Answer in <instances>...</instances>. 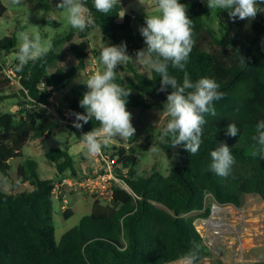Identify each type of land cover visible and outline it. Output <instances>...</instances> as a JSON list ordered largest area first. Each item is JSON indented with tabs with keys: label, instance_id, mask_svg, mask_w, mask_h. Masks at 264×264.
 <instances>
[{
	"label": "trees",
	"instance_id": "trees-1",
	"mask_svg": "<svg viewBox=\"0 0 264 264\" xmlns=\"http://www.w3.org/2000/svg\"><path fill=\"white\" fill-rule=\"evenodd\" d=\"M41 1L45 8H50V0ZM180 2L189 6L195 40L185 70L193 82L202 77L216 80L225 94L214 102L216 116H206L208 123L199 151L190 155L183 146L176 148L181 165L165 177L158 173L137 175L139 159L119 148L113 157H119L117 163L127 168L129 174L123 168H117L115 174L125 180L131 191L114 188L115 206L95 200L90 214L66 231L59 243L55 239L54 181L41 178L32 161L18 164L16 182H28L32 190L0 192V264H171L182 260L192 250L193 242L199 246L198 263L209 256V248L198 229L200 221L211 216L209 203L240 207L246 195H257L264 203V158L253 155L256 141L252 139L257 122L264 120V15L259 13L253 21L232 22L226 12L218 10L217 33L210 25L211 11L204 0ZM125 6L126 2L118 3L105 15L95 10L93 0H87L96 28L113 44L126 42L128 53L134 56L146 45L139 28H133L130 15H124L120 21ZM7 11L0 0V20ZM92 29L95 28L79 32L80 43L73 41V32L56 37L49 53L30 61L22 71L16 70V62L18 92L8 94L13 84L5 77L6 66L0 62V102L14 101L18 107L17 112L0 111V174L3 176L11 177L14 164L25 157L24 149L30 141L51 136L61 127L62 117L68 119L70 129L80 141L82 132L100 126L93 119L82 129L73 127L72 113L85 111L79 106L87 91L85 82L71 89L64 112L54 110L56 114L51 102L56 92L70 86L78 72L86 68L85 39ZM18 42L16 35L6 37L0 42V49L9 51ZM63 42L68 43L79 65L68 72L57 69L49 74V67L61 57L57 46ZM239 54L246 63L241 62ZM129 69L134 72V78L125 81L117 70L116 81L132 90L127 107L149 110L155 103L163 105L168 93L159 91V75L154 70L146 75L131 66ZM169 73L182 82L183 72L169 68ZM229 123L239 128L237 136L226 135ZM222 141L235 158L227 177L216 175L209 167L210 153ZM159 144L165 151L173 150L170 141ZM48 157L56 163L63 179L80 178L68 152L54 149ZM66 215L68 218L69 212Z\"/></svg>",
	"mask_w": 264,
	"mask_h": 264
},
{
	"label": "rangeland",
	"instance_id": "rangeland-1",
	"mask_svg": "<svg viewBox=\"0 0 264 264\" xmlns=\"http://www.w3.org/2000/svg\"><path fill=\"white\" fill-rule=\"evenodd\" d=\"M1 1L7 6L8 11L0 20V42L6 37L17 36L20 31L28 32L30 35H39L42 42L51 44L56 37L73 32L75 36L73 41L81 42L79 38L81 31L72 28L67 22L66 13L55 8L58 0H50V8H45L41 0H22L20 5L11 4L10 0ZM204 1L206 2V0ZM152 5L155 6V12L151 11ZM210 11V25L218 33V10ZM124 12L125 15L131 16L133 13L136 15V18L132 19V26L137 29L144 23L145 13L155 14L157 8L155 0H143V6L139 4L138 0H128L121 15ZM262 14L264 15V13ZM85 41L88 44L86 68L78 72L70 86L54 94L51 101L53 111L64 112L71 89L79 83L86 82L89 75L104 69V66L99 62L100 51L105 43L113 44L112 41L104 37L99 28L89 31ZM18 47L19 42L15 48L9 51L0 49V62L5 64V69L15 70L16 62H18L16 59ZM207 49L215 50L214 47H207ZM57 51L61 57L49 67V74H53L57 69L68 72L78 67L79 61L69 49L68 43L63 42L58 45ZM128 54L130 55V53ZM130 66L146 75H150L152 71L147 64L139 65L134 61L129 62L118 69V73L125 81L128 78H134V72L129 69ZM19 89L20 84L16 82L8 94L18 92ZM127 108L133 113L132 123L137 129L132 141H123L120 138L109 139L101 154L91 155L70 129L68 119L62 117L61 127L51 136L45 139L34 138L30 141L24 149L25 157L14 164L11 177L8 178L0 174V192L12 194L31 191L32 187L28 182H16V167L26 161L34 162L41 178L53 180L58 191L66 195V201L62 197L63 195L53 198L55 239L59 243L65 231L77 226L82 217L90 214L95 200H100L105 206H115L109 193H100L101 196L91 194L82 183L84 177L103 174L109 166L114 174L117 168H123L122 170L128 175L129 170L117 163L119 157H113L119 148H125L127 155L137 156L139 159V164L135 169L137 175L148 176L158 173L167 177L174 167L181 165V159L177 149L165 151L159 144L160 135L168 122V117L162 111V105L155 103V106L149 110L136 107ZM0 111L3 113L17 112L18 107L14 101L0 102ZM151 145L157 146L159 152L148 151ZM54 149H61L70 154L80 178H75L70 182L66 180L73 178L63 179L61 177L56 163L48 157V153ZM115 177L117 181L111 182L112 189L121 188L131 191L125 180L116 174ZM209 207L211 216L209 219L201 220L198 226L202 240L209 248V256L196 264H254L264 261V203L259 196L246 195L240 207L216 203H209ZM66 212L70 214L68 218ZM171 264H182V260Z\"/></svg>",
	"mask_w": 264,
	"mask_h": 264
},
{
	"label": "clouds",
	"instance_id": "clouds-1",
	"mask_svg": "<svg viewBox=\"0 0 264 264\" xmlns=\"http://www.w3.org/2000/svg\"><path fill=\"white\" fill-rule=\"evenodd\" d=\"M13 5H20L22 0H10ZM143 6V0H138ZM121 0H93L97 12L108 15ZM210 10H222L229 19L235 22L253 21L259 13H264V0H206ZM157 12L146 14L144 24L139 27L146 47L129 55L126 42L108 44L102 47L99 62L104 66L103 71L89 75L85 82L87 91L83 93L79 106L84 113H72L75 117L73 127L82 129L93 119L99 123L98 128L82 132L81 143L91 155H99L109 139L120 138L132 141L137 129L134 127L133 113L128 110L129 90L117 81V70L120 66L135 62L139 65H149L159 75L160 92H167L162 111L168 117L160 142L170 141L171 149L183 146L190 155H195L202 144L207 115L216 116L215 101L224 98L220 85L216 80L202 77L193 82L185 70L190 53L195 45L193 21L189 16L187 4L180 0H155ZM55 8L66 13L68 24L75 29L84 31L88 27L96 28L95 20L87 7V0H58ZM123 15H119L123 19ZM19 40L16 59L17 71H22L30 61L35 62L45 57L52 48L50 42H42L39 35L28 32L17 33ZM236 52L239 53L237 50ZM241 62L245 58L239 54ZM169 68L183 72L182 82L170 75ZM171 89L169 92L168 90ZM239 128L229 123L226 135L235 137ZM256 141L253 155L264 158V120L257 122ZM148 151L158 153L159 148L151 145ZM210 170L216 175L227 177L235 163L231 148L226 142H219V147L211 151ZM199 246L193 242V248L184 257L182 264H196Z\"/></svg>",
	"mask_w": 264,
	"mask_h": 264
},
{
	"label": "built area",
	"instance_id": "built-area-1",
	"mask_svg": "<svg viewBox=\"0 0 264 264\" xmlns=\"http://www.w3.org/2000/svg\"><path fill=\"white\" fill-rule=\"evenodd\" d=\"M128 0H121V2H126ZM131 18L135 19L136 15L133 13L131 14ZM4 75L6 78L10 80L12 84L18 82L15 79V72L14 69L8 68L4 70ZM19 83V82H18ZM65 181V180H64ZM66 181L72 182L73 179H69ZM117 181V178L115 177L114 172L112 171V168L109 166L108 170L105 173H101L95 176H89L83 178L82 185L87 189V191L91 194L101 196L100 193H109L111 197L113 198V189L111 188V182ZM54 195L55 197L62 196L61 192L58 191V187L55 186L54 189ZM66 201V198H64Z\"/></svg>",
	"mask_w": 264,
	"mask_h": 264
},
{
	"label": "crops",
	"instance_id": "crops-1",
	"mask_svg": "<svg viewBox=\"0 0 264 264\" xmlns=\"http://www.w3.org/2000/svg\"><path fill=\"white\" fill-rule=\"evenodd\" d=\"M152 6H153V7H152V10H151V11L155 12V10H156V9H155V6H154V5H152ZM61 194H62V193H61ZM62 195H63V194H62ZM62 197L66 198V195H63ZM67 213H68V212H66V214H67ZM67 231H68V230H67ZM65 232H66V231H65ZM65 232H64V233H65ZM64 233H63V234H64ZM63 234H62V236H63Z\"/></svg>",
	"mask_w": 264,
	"mask_h": 264
}]
</instances>
